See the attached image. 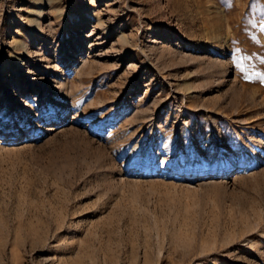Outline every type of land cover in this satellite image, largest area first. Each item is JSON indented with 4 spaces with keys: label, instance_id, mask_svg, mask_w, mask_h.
<instances>
[{
    "label": "rangeland",
    "instance_id": "rangeland-1",
    "mask_svg": "<svg viewBox=\"0 0 264 264\" xmlns=\"http://www.w3.org/2000/svg\"><path fill=\"white\" fill-rule=\"evenodd\" d=\"M264 0H0V264H264Z\"/></svg>",
    "mask_w": 264,
    "mask_h": 264
},
{
    "label": "snow or ice",
    "instance_id": "snow-or-ice-1",
    "mask_svg": "<svg viewBox=\"0 0 264 264\" xmlns=\"http://www.w3.org/2000/svg\"><path fill=\"white\" fill-rule=\"evenodd\" d=\"M261 28L264 29V24H261Z\"/></svg>",
    "mask_w": 264,
    "mask_h": 264
}]
</instances>
